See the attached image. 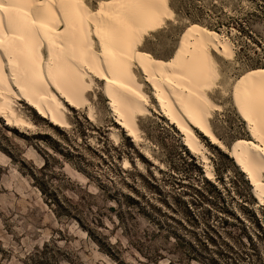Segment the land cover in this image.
Returning <instances> with one entry per match:
<instances>
[{
  "label": "rangeland",
  "instance_id": "obj_1",
  "mask_svg": "<svg viewBox=\"0 0 264 264\" xmlns=\"http://www.w3.org/2000/svg\"><path fill=\"white\" fill-rule=\"evenodd\" d=\"M104 1L87 3L96 11ZM169 4L174 19L142 49L167 61L196 24L228 38L235 57L218 58L225 90L211 93L223 106L212 125L229 151L251 141L232 96L240 75L264 69V0ZM137 73L153 112L139 119V142L116 122L103 83L89 96L96 120L67 104L71 125L56 126L18 98L32 126L0 116V264H264V205L247 176L197 131L214 172L207 178Z\"/></svg>",
  "mask_w": 264,
  "mask_h": 264
},
{
  "label": "bare ground",
  "instance_id": "obj_2",
  "mask_svg": "<svg viewBox=\"0 0 264 264\" xmlns=\"http://www.w3.org/2000/svg\"><path fill=\"white\" fill-rule=\"evenodd\" d=\"M174 16L169 0L104 1L96 11L87 0H0V116L8 125L31 127L14 108L18 98L56 126L71 125L67 104L88 108L96 120L89 96L103 83L116 122L139 142V119L153 115L140 69L156 111L202 158L206 177L214 172L197 131L230 153L264 205V69L243 73L233 86L234 107L252 140H239L229 151L212 125L223 106L211 93L224 89L218 58L234 60V46L205 26L191 25L172 58L160 61L142 49L143 42Z\"/></svg>",
  "mask_w": 264,
  "mask_h": 264
},
{
  "label": "trees",
  "instance_id": "obj_3",
  "mask_svg": "<svg viewBox=\"0 0 264 264\" xmlns=\"http://www.w3.org/2000/svg\"><path fill=\"white\" fill-rule=\"evenodd\" d=\"M255 68H257V67H255ZM236 165V164H235ZM244 174V173H243ZM208 180V179H207ZM44 192V191H43Z\"/></svg>",
  "mask_w": 264,
  "mask_h": 264
},
{
  "label": "water",
  "instance_id": "obj_4",
  "mask_svg": "<svg viewBox=\"0 0 264 264\" xmlns=\"http://www.w3.org/2000/svg\"><path fill=\"white\" fill-rule=\"evenodd\" d=\"M227 153V152H226Z\"/></svg>",
  "mask_w": 264,
  "mask_h": 264
}]
</instances>
